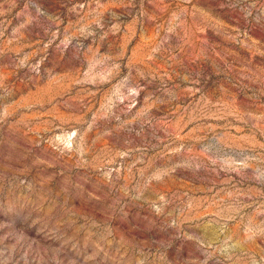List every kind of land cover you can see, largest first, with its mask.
<instances>
[{
  "label": "rangeland",
  "instance_id": "obj_1",
  "mask_svg": "<svg viewBox=\"0 0 264 264\" xmlns=\"http://www.w3.org/2000/svg\"><path fill=\"white\" fill-rule=\"evenodd\" d=\"M0 264H264V0H0Z\"/></svg>",
  "mask_w": 264,
  "mask_h": 264
}]
</instances>
